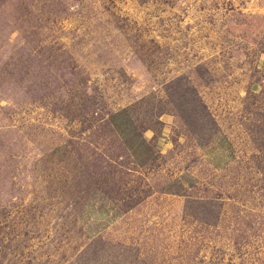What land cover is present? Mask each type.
Here are the masks:
<instances>
[{
  "label": "rangeland",
  "instance_id": "374dc122",
  "mask_svg": "<svg viewBox=\"0 0 264 264\" xmlns=\"http://www.w3.org/2000/svg\"><path fill=\"white\" fill-rule=\"evenodd\" d=\"M93 247L264 264V0H0V264Z\"/></svg>",
  "mask_w": 264,
  "mask_h": 264
},
{
  "label": "trees",
  "instance_id": "16d2710c",
  "mask_svg": "<svg viewBox=\"0 0 264 264\" xmlns=\"http://www.w3.org/2000/svg\"><path fill=\"white\" fill-rule=\"evenodd\" d=\"M200 99H198V106H203V104H201V101H199ZM196 101H194V104H195ZM194 104L192 105V113L194 115H197L199 110L197 109V106H194ZM86 256V255H85ZM98 256H99V251H98V248L97 247H93V249H91V251H89V256L87 257H79V259H77V264H86V261L87 263L89 264V262L91 261H94V262H97L98 261Z\"/></svg>",
  "mask_w": 264,
  "mask_h": 264
}]
</instances>
